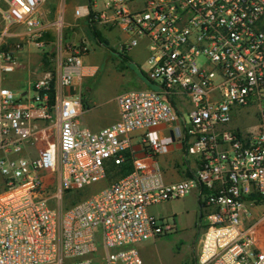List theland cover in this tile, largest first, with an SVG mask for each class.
Listing matches in <instances>:
<instances>
[{"label":"built area","instance_id":"built-area-1","mask_svg":"<svg viewBox=\"0 0 264 264\" xmlns=\"http://www.w3.org/2000/svg\"><path fill=\"white\" fill-rule=\"evenodd\" d=\"M44 1L0 0L1 38L23 27L40 46L62 30L38 15ZM75 16L117 28L123 54L146 42L148 87L118 96L113 125L85 127L68 92L96 72L81 43L31 96L0 89V264H145L138 246L176 231L149 210L194 193L206 213L197 264H264V0H86ZM22 49L0 53L3 74ZM246 109L257 131L238 128ZM177 144L192 176L167 184L158 158ZM127 160L131 174L64 208L66 193L106 179L107 161Z\"/></svg>","mask_w":264,"mask_h":264},{"label":"rangeland","instance_id":"rangeland-1","mask_svg":"<svg viewBox=\"0 0 264 264\" xmlns=\"http://www.w3.org/2000/svg\"><path fill=\"white\" fill-rule=\"evenodd\" d=\"M85 1L45 0L39 7L38 15L46 24L59 23L62 18L64 22L62 30L58 31L56 27H53L45 38V42L53 44L55 48L57 46L62 48L63 46L65 50H69L67 44L70 47H74L81 43L98 45L87 46L88 55L85 57L86 65H98L99 67L97 76L91 79L88 87L96 93L91 98L96 107L93 112L113 111V108L117 106L116 96L125 91L128 92L134 87L128 78L137 79L138 81V78L143 79V73L146 74L148 72L147 60L145 58L136 59L132 56V53L123 54L115 49L116 43L119 45V43L122 44L126 40V36L119 31H115L113 36H111L110 46L105 47L97 43L98 40L94 37L88 21L78 20L75 16L76 8ZM69 13L72 14L73 26H70L67 22ZM94 26L100 33L106 29V25L103 24ZM4 29L5 22L0 15V34ZM4 51V46H0V53ZM130 58L134 60L132 61ZM50 70H53L52 67L48 71ZM0 75L5 76L1 70ZM104 107L105 109H103ZM84 118L80 119L81 123H83ZM99 123H103V121ZM237 123L241 132L257 131L259 126L256 113L252 109L244 110L238 117ZM105 170L106 179L65 198L63 202L64 208L68 209L77 202L87 199L109 186V183H112L114 178L123 172L124 167L115 165L112 161H107ZM46 180L51 185V188L55 190L58 181L57 174L47 177ZM194 194L184 199L153 206L150 209L151 214L156 217L169 219L170 217H175L179 226V231L157 239V241H149L147 243L151 251V264H197L200 243L206 228V213L201 214L199 202L196 194ZM263 208L257 209L256 212L260 214ZM97 236L98 248H101L100 233Z\"/></svg>","mask_w":264,"mask_h":264},{"label":"crops","instance_id":"crops-1","mask_svg":"<svg viewBox=\"0 0 264 264\" xmlns=\"http://www.w3.org/2000/svg\"><path fill=\"white\" fill-rule=\"evenodd\" d=\"M67 22L70 26H73L72 24L73 18H72V14L70 13L68 14ZM24 31L25 30L23 27L14 28L12 29V34L15 35L21 34L20 36L22 37L12 36L5 40L0 37V43H1L0 46H2L3 43H6L5 45H3L5 50L9 49L11 46L15 45L16 43H21L23 46V49L17 54L18 66L16 71L12 74H4L5 76L0 75V89L9 88L14 92H16L19 96L28 97L29 95L31 96L36 81L42 78L45 72L51 69V67L54 70V73L57 74L60 73V63L63 57L67 55L68 50L67 49L65 50V47L63 46L62 48L60 46H57L55 48L53 44L45 42L44 39L42 40V44L40 46L35 45L33 43H28L27 39L22 35ZM115 31H119V30L111 25H106V29L104 30V32L103 31L101 32L103 38L106 39V41L109 44H110V38L111 36H113V33ZM97 43L99 42L97 41ZM87 46H98V45L90 44ZM115 49H117V51L120 53L122 49L121 43H119V45L116 43ZM131 53L132 56L136 59L138 58L147 59L148 58L147 43L144 41L141 42L140 46L135 48ZM130 59L132 61L134 60L133 58ZM86 66L93 67L96 70L95 75L93 77L84 78L82 81H79L78 86L69 90L68 92L71 95L81 96L83 98L85 104V112L82 114L81 119L84 117L85 118L83 119L82 124L85 127L89 128L90 130L96 132L116 123L120 119V109L118 103H116L117 106L113 108V111L100 110L101 112H95V113L93 112L95 111L96 107L93 103L94 101H92L91 98L96 93L94 92V90L88 87L91 79L97 76L99 72V67L98 65H86ZM128 79L130 83L134 85L133 89L131 90H141V89H146L148 87V82L145 79V77H143V79L138 78V81L137 79H133V78H128ZM120 95L121 94L116 96L115 98L116 102L118 96ZM103 109H105V107ZM100 121H103V123H99ZM184 156H185L184 149L177 144L172 146L168 154L161 155L158 158L161 171L163 172L164 179L167 184L178 183L188 178V172L190 171L188 170L189 163L185 161ZM3 187H4V182L0 174V191L3 189ZM175 221H176L175 232H177L179 231V226L177 220ZM151 241H157V240H151ZM147 243H149V241L140 244L138 246V249L145 264H151L150 261L151 251L149 249V246H147Z\"/></svg>","mask_w":264,"mask_h":264},{"label":"trees","instance_id":"trees-1","mask_svg":"<svg viewBox=\"0 0 264 264\" xmlns=\"http://www.w3.org/2000/svg\"><path fill=\"white\" fill-rule=\"evenodd\" d=\"M88 24L90 25V28H91V30H92V33H93L94 37L98 40V42H99L101 45H103V46H105V47H108V46H109V43L103 38L102 34L97 30V28H96L94 25H92L90 21H88ZM47 36H48V35H46L45 38H46ZM45 38H44V40H45ZM50 71L54 73L53 70H50ZM143 75H144V77H145V74H144V73H143ZM51 92H52L51 97L53 98V97H54V90H52ZM112 162H113V161H112ZM113 163L115 164V162H113ZM115 165H116V164H115ZM118 166H123V167H124V170H123V172H122L121 174H119L117 177L114 178V180H113L112 183H109L110 185H112V184L118 182L120 179H122V178L128 176V175L131 174L132 171H133V166H132V164H131V162H130L129 160H127L124 164H122V165H118ZM191 176H192V173L189 171V172H188V177H191ZM106 178H107V175H106ZM80 191H81V190H78V191H75V192H68V193H66L65 198L71 196L72 194L78 193V192H80ZM80 202H81V201H80ZM77 203H78V202H77ZM74 205H75V204H74Z\"/></svg>","mask_w":264,"mask_h":264}]
</instances>
